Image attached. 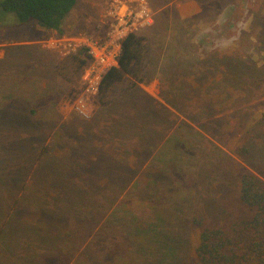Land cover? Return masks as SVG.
Returning <instances> with one entry per match:
<instances>
[{"label":"rangeland","instance_id":"1","mask_svg":"<svg viewBox=\"0 0 264 264\" xmlns=\"http://www.w3.org/2000/svg\"><path fill=\"white\" fill-rule=\"evenodd\" d=\"M109 1L78 0L62 26V35L46 31L34 22L19 24L13 14L0 9V264L22 261L25 264L26 254L38 255L30 261L31 264L38 263L45 247L31 238L34 234L28 228L35 227L34 233L40 230L46 235L50 215L59 208L63 195L67 197L69 186L72 189L80 179L87 178V181L98 185L105 183L102 176H91V169L87 172L80 167L85 160L95 157L87 156L80 149L91 146L100 153L105 149L111 154L110 146L104 144L109 132H117V136L128 134L131 127L127 121L132 117L140 118L144 105L153 101L163 105L174 116V119L172 116L164 119L163 115L162 120L154 118L146 125L163 133L159 148L174 133L190 139V147H194L189 152L192 155L189 160L196 159V168L192 172L198 180L195 183L180 176L176 188L180 194L189 189H194L193 196L198 192L199 196L206 197L209 193L234 215V191L228 187L230 179L225 180L224 174L236 171L239 161L234 155L235 148L246 142L253 147L250 162L262 173L251 164L239 162V165L264 181V0H148L156 21L152 27L139 28L134 32L146 36L161 52L163 56H160L158 68L154 69L150 82L136 85L138 90L132 88L130 80L114 86L104 97L107 103L101 105L98 94L88 92L83 80L92 66V58L87 66L77 69L71 57L85 49L84 44L89 41L97 45L106 42L110 21L104 14ZM157 26L164 31L155 33L153 30ZM69 44H74V49H69ZM228 57L243 60L248 66V73L241 81H231L243 91L237 97L232 95L231 99H236L231 104L223 108L214 107L207 117L198 109L188 108L187 113L202 114L199 125L203 127L190 122L170 106L168 102L177 103L171 99L173 90L169 88V83L176 80L167 79L171 62L175 73L183 71L182 75L189 77L195 75L192 70L198 72V67L206 70L219 68L218 62L221 64ZM188 66L191 69L186 71ZM219 80L217 78L215 82L218 84ZM180 81L178 79L179 84L182 83ZM210 82L205 85L206 89L211 86ZM196 85L199 88V84L187 78L184 87L188 95ZM80 101L84 103L88 118L81 117L75 110ZM239 115H243L245 121L236 135L217 133L223 123L235 124ZM111 122L114 126L108 128ZM137 123L135 127L139 128ZM184 123L193 129L187 130ZM30 154L40 157V161L29 163L27 158ZM148 160L141 172L134 176L133 183L139 181L143 186L154 180L151 175L156 170L149 166L152 159ZM221 160L224 161L221 164L224 169L219 172L222 173L221 187L216 186L215 189L206 184L211 180H207L205 173L210 176L215 171L217 173L219 168H212V165L221 163ZM43 163L45 166L50 164L49 174L43 171ZM71 165L77 166L75 170ZM56 169L57 173L61 170L60 178L67 177L65 183L52 182L58 176ZM156 181L151 190H157L160 195L155 197L173 199L167 192L168 182L161 184V181ZM133 183L126 191L120 192L112 206L105 201L109 190L101 192V196L95 193L93 209L102 207L103 212L93 210L87 213L89 217L92 215L89 220L91 235L80 252L72 258L61 256V249L70 248L66 246L70 243L63 245L58 242V249L54 251L57 257L45 261L43 258L42 263L139 264L144 260L148 264H156L162 259L157 252L158 247L175 242L181 247L175 264H186L191 258L196 233L186 221L174 219L181 215L170 214L168 203L154 205L137 197L136 193L130 195ZM155 213L166 215L169 227L164 231L159 227L160 234L155 239L150 235L148 242L132 239L130 235L137 228L156 226ZM189 215L186 212V216ZM128 216L135 220L130 221ZM87 219L69 215L67 219L57 217L56 221L64 222L65 229L71 231L84 227L81 224ZM46 237L52 239L50 234ZM140 244L153 247L146 257L138 253ZM9 246L12 252L7 249Z\"/></svg>","mask_w":264,"mask_h":264},{"label":"trees","instance_id":"2","mask_svg":"<svg viewBox=\"0 0 264 264\" xmlns=\"http://www.w3.org/2000/svg\"><path fill=\"white\" fill-rule=\"evenodd\" d=\"M77 2L78 0H0V9L6 13L13 14L19 24L34 22L38 27L46 31H55L59 35H62V26L68 15L76 7ZM154 21L156 20L154 19ZM159 30L161 29L157 26L156 30L153 31L156 33ZM163 31L161 30V32ZM160 56L161 52L154 47L153 43L146 36L136 32L128 33L121 42L117 65L110 67L102 75L98 92L100 104L105 105L107 103L104 101V97L108 95L114 86L120 85L127 80L132 82V88L136 90L139 89L136 85L150 82L154 76L151 75L154 73V69L158 68L160 58L163 55ZM71 59L76 64L77 69H82L90 62L86 49L80 50ZM218 66L219 68L214 70L198 67V72L196 69L192 70L191 73L195 71V75L189 77H186L187 74L182 75L183 71H176L175 73L173 62L170 63L167 69V79L175 78L176 80L175 83H169V88L170 91L173 90L171 99L177 102L168 103L194 124L199 125L202 114L207 117L213 112L214 107H227L228 104H231L236 99H231L232 95H236L237 97L238 94L243 92L237 89L232 82L234 80L236 82L241 81L243 76L248 73V66L244 61L228 57L221 64L219 61ZM189 69H191L190 66H188L186 71ZM187 78L193 79L194 84H199V88L196 85V88L190 89L192 93L189 95L184 87ZM217 78L220 79L218 84L215 82ZM178 79L182 81L181 84L178 83ZM208 82H210L211 86L206 89L205 85ZM194 89L195 92L193 91ZM144 106L140 118L132 117L130 121H127V125L131 127L128 134L120 133L118 137L117 132H109L106 136L107 139L104 144L110 146L109 151L111 154L105 151V149L100 153V151L91 146L80 149L87 156H95L93 160H85L80 167L84 168L87 172L91 169V176H102L105 179V183L98 185L96 182L91 183L87 181V178L86 180L84 178L80 179V182H77L74 187L72 185V189L69 186L67 197L63 195L62 198V203H64L59 202V208L55 209L53 215L50 213L52 217L48 222L49 227L46 230V235L40 230L34 233L35 227L28 228L34 234L31 235V238L45 247L44 253L47 251L45 254L43 252L40 253L43 256L36 264H44V262L42 263L43 258L45 261L46 259L53 260V258L57 257L54 251L58 249L56 247L58 242H61L63 245L67 242L70 243L66 245L70 246V248L61 249V256L72 258L75 253L80 252L91 235L90 229L92 228V224L89 220L92 215L89 217L87 213L94 210V203L92 204L94 194L96 193L101 196V192L109 190V197L105 201L109 206H112L120 192L126 191L131 183H133L134 176L141 172V169L147 164V159H152L149 166L156 170L155 174L151 175L154 180L143 184V186L139 181H136L132 184L129 194L134 195L136 193L137 197L152 202L154 205L168 203L171 206L170 214L176 213L177 216L181 215L174 219L180 218L186 221L190 229L196 233L191 258L186 261V264H264V181L247 168L239 165V162L248 166L250 164L251 166L253 165L250 162L252 158V144L246 142L237 145L234 151V155L239 161L236 171H231L230 175L224 174L225 180L229 181L228 179H230V184L225 183L229 184L230 186L228 187H231L234 191L236 209L233 215L228 213L223 206H220L217 197L215 198L209 193H206V197L201 194L199 196L198 192L193 196L194 189H189L180 194L181 191L176 189L180 176H183L184 180L191 179L195 183L198 180L192 172L196 168V159L189 160L192 157L189 152L194 147H190V139L174 133L171 138L165 139L164 144L159 148L164 137L163 133L146 125L154 118L162 120L161 116L163 115L164 119L169 116H172L174 119V116L163 105L154 101L150 105L145 104ZM188 108L198 109L197 111L202 114L197 116V114L192 115L187 113ZM240 112H243V109ZM243 118V115H239V119L235 124H231L230 122L223 123V126L218 128L217 133L224 136H230L234 133L236 135V131L239 130V127L245 121ZM136 122H138L139 128L135 127ZM112 124L113 122L109 123L108 128L114 126ZM184 126L187 130L193 129L185 123ZM119 151L121 152L118 153ZM27 160L30 161H28L29 163H32L33 160L34 162L40 161V157L30 154ZM220 162L212 165V168H219L213 176L205 173L207 180H211L210 184L207 181L206 184L215 187V189L216 186L221 187L219 185L222 173L219 172L224 169L221 168V164H224V161L221 160ZM43 166V171L46 170L49 174L50 164L49 166H45L43 163ZM71 167L73 166L71 165ZM76 167L74 166L73 170ZM253 167L259 172L262 171L254 165ZM40 168L37 169V172ZM57 175V179H54L52 182L55 181V184L58 181L65 183L67 177L60 178L62 175L61 170ZM156 180L161 181V184L168 182L167 192L171 193L173 199L155 197L157 194L160 195L157 190H151L152 187L156 186ZM215 181L218 184H214ZM197 199L198 201L194 208H191L193 202ZM74 205H76L75 208ZM94 211L103 212L102 207ZM186 212H189L190 215L186 216ZM155 214L156 226L152 224V227L137 228L136 232L130 235L132 239H140L143 243L148 242L150 235L155 239L160 234L159 227L162 228V231L169 227L166 215ZM69 215L73 217L79 215L86 217V219L89 217V219L81 224L85 225L81 227L82 229L75 228L70 231L65 229L64 222L56 221L57 217L67 219ZM128 218L130 221L131 219L135 220L133 217L128 216ZM49 234L52 236V239L46 237ZM164 239H167V236ZM140 245L138 253L143 257H146L148 251L153 249L150 245ZM7 249H11L10 246ZM180 251L181 247L177 243H165L157 249L162 259L159 262L156 261V264H175ZM37 256L36 254H26L25 264H31L30 261ZM17 264H24V262L22 261ZM139 264L148 263L142 260Z\"/></svg>","mask_w":264,"mask_h":264},{"label":"built area","instance_id":"3","mask_svg":"<svg viewBox=\"0 0 264 264\" xmlns=\"http://www.w3.org/2000/svg\"><path fill=\"white\" fill-rule=\"evenodd\" d=\"M105 18L110 21L107 40L103 45L94 44L92 41L84 44L92 66L83 78L88 92H99L102 75L107 69L117 65V57L121 50V42L130 32L153 25L154 16L148 0H110L107 4ZM74 44H69V49H74ZM76 112L83 118L89 114L81 101L75 107Z\"/></svg>","mask_w":264,"mask_h":264}]
</instances>
